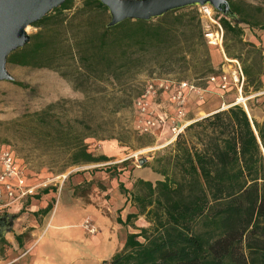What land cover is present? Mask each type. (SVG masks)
I'll list each match as a JSON object with an SVG mask.
<instances>
[{"label":"trees","instance_id":"1","mask_svg":"<svg viewBox=\"0 0 264 264\" xmlns=\"http://www.w3.org/2000/svg\"><path fill=\"white\" fill-rule=\"evenodd\" d=\"M227 1L235 18L218 14L224 50L230 59L244 51L247 97L248 86L254 92L264 86V68L256 65L260 49L242 41V27L264 30V7ZM108 15L97 0L78 7L65 0L34 23L28 44L7 58L15 66L55 71L84 94L82 101L62 99L10 123L33 126L45 148H63L69 166L110 161L89 152L86 140L115 138L113 117L132 105L126 91L150 61L158 68L191 62L200 75L212 72L194 8L110 28ZM246 108L255 115L249 101ZM253 117L238 104L187 126L159 160L163 180L133 186L137 212L126 223L143 216L149 226L128 234L122 250L102 264H264V120Z\"/></svg>","mask_w":264,"mask_h":264},{"label":"rangeland","instance_id":"2","mask_svg":"<svg viewBox=\"0 0 264 264\" xmlns=\"http://www.w3.org/2000/svg\"><path fill=\"white\" fill-rule=\"evenodd\" d=\"M81 1L75 0V6H80ZM243 1L253 6L264 7V0ZM192 8L200 16L203 41L210 56L212 72L200 75L201 68L193 67L191 62L185 65L180 61L164 68H158L150 61L147 67L137 75L132 87H129L126 91L125 98L127 100H129L128 97L134 99L132 105L130 104L121 108L113 117L115 122L113 135L121 141L115 138H90L86 140L89 152L95 156L103 154L110 158V161L106 163L69 166V161L63 156V148L56 147V149H53V146L49 150L47 147L45 148V145L37 140L35 136L37 132L33 126L10 124L11 122L21 120L25 115L39 112L47 105L62 99L73 101H82L84 99V94L79 90H74L57 72L49 69L20 67L7 62L6 69L13 80L0 82V152L9 151L14 155L16 162L23 169L29 182L33 184L47 183L46 189L55 192L56 195L57 193H61V191L62 193L70 191L72 192V198L79 200L83 206H93L102 215L108 217L111 227L112 223H116L119 227L117 226L114 231L115 242L118 245V251L116 250L115 254L122 250L128 234L138 233L141 228L149 226L143 216L126 223V216L129 215H126V211L130 208L133 209V212L137 211L134 203L131 201L130 194L134 191L133 186L138 180L149 181L153 184L156 181L163 180L162 175L159 173L163 168V163H160L159 160L171 153V147L177 138L173 141L171 140L173 139V133L170 127H167L171 125L170 122L167 123V126L163 130V135L159 131L146 135L138 133L136 128L138 126V116L140 115L136 111L134 103L141 97L146 86L160 81L195 84L198 88V93L188 94L186 115L192 114L190 112L193 111L194 114L203 116L215 109L222 108L223 104L226 107L229 104L236 103L240 99L235 87L229 86L228 91L221 92L215 85L209 84L207 79L210 76H219L221 74H226L232 78L233 72L236 69V64H233V61H237L242 69L241 59L244 58V51H241L243 53L240 59H230L226 55L223 29L222 48L209 46L204 33L206 30L215 31L218 29L217 24L220 25L218 21L220 14L210 8L211 21L206 17H202L199 11L200 7L193 6ZM242 29V41L244 43H252L260 49L262 61L256 59V65L259 64V66L264 68V30L251 29L245 26ZM27 32L31 35L36 32V29L31 26ZM179 38L182 40V36ZM230 44L232 43L230 42ZM203 51V48L199 49L198 58L203 54ZM213 72L215 74H211ZM261 79L264 81V75L261 76ZM256 84H254L255 87ZM252 88L253 86L247 87L246 91L249 92L247 97L255 93L251 90ZM137 95L140 96L138 97ZM242 98H246L243 92ZM146 102L156 114H165L168 118H172L175 114V109L169 101V96L161 91H157L153 97H148ZM246 102H244L245 106ZM249 103L254 108L255 115L253 113L250 114L249 110L244 108L242 102L239 101L238 104L248 113L249 118L254 116L255 120L260 121V118L256 116V112L260 114L264 113V101L262 99H252L249 100ZM158 104L164 105H161L163 106L161 107V113L158 111ZM102 119L105 118L103 117ZM24 122H20L19 124L24 125ZM183 133L184 131L181 134ZM158 137L161 140L157 142ZM140 162L142 163L140 164ZM107 167H115L116 170L108 172L105 170ZM61 175H67V178L62 183L61 189L58 190L57 188L61 184V181L57 180V177ZM119 185L122 186V189H120ZM84 215L86 214L83 211L77 212V207L71 211L68 206V200L62 197L56 216H54V225L62 223L64 216L70 223L78 224ZM98 230L100 232L99 228ZM74 232H77L79 236H85L81 229H71L72 235H75ZM59 234L55 233L54 228H49L40 247L27 260L34 259L39 255H41L39 257L43 261L45 259L49 260V257H45L46 254L61 264L68 263V260L60 262L59 251L56 249L57 246L51 243ZM23 236L24 238L27 237L26 234ZM139 240L143 241L141 238ZM9 245L6 241L1 242L0 240V257L6 255L5 259H8L6 252H8ZM88 255L89 264H93V260L96 257L94 252H88ZM98 255H102L100 250H98ZM72 264H75V262Z\"/></svg>","mask_w":264,"mask_h":264},{"label":"crops","instance_id":"3","mask_svg":"<svg viewBox=\"0 0 264 264\" xmlns=\"http://www.w3.org/2000/svg\"><path fill=\"white\" fill-rule=\"evenodd\" d=\"M161 105L163 104L157 105L160 113L162 111L161 107L164 106ZM231 105L233 106L234 104H229V106L226 107L223 104L222 108L215 109L203 116H198L194 114L193 111L190 112L189 110L192 114L189 113L190 115H186V122L192 124L217 111L228 109ZM187 107L188 105L186 108ZM256 116L260 118V121L264 120V113L260 114L256 112ZM159 133L162 134L163 131ZM160 140L161 138L158 137L157 142ZM45 190L47 191L45 192ZM45 190H39L37 195L27 199L23 206L15 207L1 214L0 217L12 216V224L9 231L5 233L3 237L4 241L10 244L8 252H6L8 259H5L6 255H2V257H0V264H61L54 261L53 257L50 255L47 256L46 254L45 257H49L51 260L45 259V261H43V259L39 257L41 255L34 259L27 260L28 257L40 247L49 228H54L56 234L60 233L51 243L57 246L56 249L59 251L58 255L60 256V262L68 260V263L65 262L62 264H72L73 262H75V264H89L88 256L90 253L88 255V252H94L96 256L93 260V264H100L109 260L115 254V251H118V245L115 242L114 235V231L118 226L116 223H112L111 227L108 217L102 215L99 210L93 206H83L79 200L72 198V192L70 191H65L63 193L61 191V193H57L56 195L55 192L49 189ZM62 197L68 200V206L71 211L77 207V212L83 211L86 214L78 224L70 223L64 216V221L62 223L54 225V216H56L59 202ZM48 206H50V210L46 211ZM136 212H133V209L130 208L126 211V215L135 214ZM140 217L141 216L138 218ZM86 222H90L91 226L97 229L96 234L91 235L84 229ZM71 229H81L85 236H79L77 232H74L75 235H72ZM25 234L27 237L24 238L23 235ZM98 250H100L102 255H98Z\"/></svg>","mask_w":264,"mask_h":264},{"label":"built area","instance_id":"4","mask_svg":"<svg viewBox=\"0 0 264 264\" xmlns=\"http://www.w3.org/2000/svg\"><path fill=\"white\" fill-rule=\"evenodd\" d=\"M200 8L199 11L202 17L211 20L212 16L210 7L204 6ZM217 26L218 29L215 31L206 30L204 37L209 46L221 49L223 43V31L220 25L217 24ZM233 64H236V69L233 72L232 78L226 74L210 76L207 79L208 83L215 85L221 92L228 91L227 89L229 86L235 87L240 99H238L234 105H238L240 101L243 103L245 109L246 106L244 102L246 101L252 99H262V101H264V87L253 93L251 96L244 99L242 98L245 77L238 62L233 61ZM157 91H161L169 96V101L175 109V114L172 118H168L165 114H156L146 102V99L148 97H153ZM189 93H198V88L195 84L188 82L171 83L169 81L148 84L141 97L134 103L136 111L140 115L138 116V126L136 128L138 133L146 135L154 134L157 131L162 132L167 126V123L170 122L171 125L167 127H170V130L173 133V139H171L173 141L187 126L191 124L186 122V104ZM66 178L67 175L57 177V180L61 181V184L57 188L58 190L61 189L62 183ZM47 186V183L33 184L29 182L23 169L19 167L16 162L14 155L9 151L0 152V216L1 214H4V212H8L15 207L23 206L27 199L36 196L39 190H44ZM84 229L91 235L97 233V229L91 226L90 222L85 223Z\"/></svg>","mask_w":264,"mask_h":264},{"label":"water","instance_id":"5","mask_svg":"<svg viewBox=\"0 0 264 264\" xmlns=\"http://www.w3.org/2000/svg\"><path fill=\"white\" fill-rule=\"evenodd\" d=\"M65 0H0V82L12 81L6 69L7 58L30 40L27 30ZM108 10L107 27L126 20L150 21L187 7L209 6L217 13L234 19L227 0H97ZM142 162H140L141 164ZM12 224V216L0 217V240Z\"/></svg>","mask_w":264,"mask_h":264}]
</instances>
